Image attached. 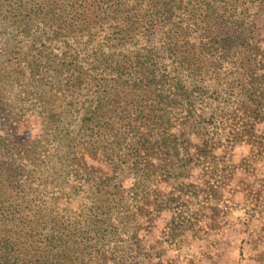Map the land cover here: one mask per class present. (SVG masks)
Masks as SVG:
<instances>
[{"label":"trees","instance_id":"trees-1","mask_svg":"<svg viewBox=\"0 0 264 264\" xmlns=\"http://www.w3.org/2000/svg\"><path fill=\"white\" fill-rule=\"evenodd\" d=\"M0 29V264H181L159 186L215 169L207 117L264 120V0H0Z\"/></svg>","mask_w":264,"mask_h":264},{"label":"rangeland","instance_id":"rangeland-1","mask_svg":"<svg viewBox=\"0 0 264 264\" xmlns=\"http://www.w3.org/2000/svg\"><path fill=\"white\" fill-rule=\"evenodd\" d=\"M6 36L0 29V69L6 60L1 49ZM17 88L6 85L5 99L12 101ZM223 112L219 119L204 121V136L215 143V169L205 162L188 167L181 186V178L162 183L161 192L172 198L170 210L161 212L145 236L146 243L161 237L170 214L180 210L186 226L176 236L178 247L166 254L181 264H264V120L248 119L242 110L227 107ZM37 133L32 126L19 125L4 135L14 141Z\"/></svg>","mask_w":264,"mask_h":264}]
</instances>
